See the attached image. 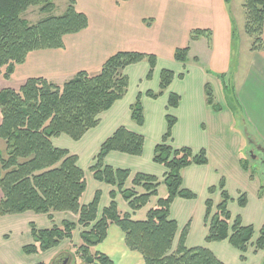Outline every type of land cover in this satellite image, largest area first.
<instances>
[{
    "label": "trees",
    "instance_id": "trees-1",
    "mask_svg": "<svg viewBox=\"0 0 264 264\" xmlns=\"http://www.w3.org/2000/svg\"><path fill=\"white\" fill-rule=\"evenodd\" d=\"M30 7H38L40 13L50 14L55 4L53 0H0V78L4 80L10 79L15 66L23 64L29 52L59 49L63 46L65 35L76 34L87 27V17L76 10L74 0H67L60 15L43 17L32 25L22 17ZM242 9L243 30L251 39L249 50L261 51L264 49V0H243ZM204 33L206 31L193 30L190 40H196ZM173 58L186 63L188 47L176 49ZM143 59L149 63L146 78L150 79L156 65L154 55L118 51L108 57L96 73L79 71L61 85L44 77H35L28 78L17 89L5 87L0 90V216L27 211L45 214L50 220L54 213L59 212L76 216V221L62 219L60 225L53 224L46 229H37L31 223L33 243L23 246L25 253L35 254L56 248L63 240H71L73 231L79 225L84 229L80 232L82 242L76 252L83 263L113 264L108 256L93 251V248L103 242L109 225L114 224L123 232L126 247L142 256V264H225L207 248H187V226L181 230L173 249L178 225L169 217L171 204L177 197H195L182 187L181 170L191 164L203 165L207 162L204 149L195 154L187 146L173 148L169 144L172 128L177 121L174 116L166 115V131L161 142L155 145L152 158L153 162L165 168L162 182L167 194L157 200L154 208L147 210L144 220H133L131 215L157 195L160 185L158 178L136 173L131 180L132 186L124 188L130 171L104 164L105 157L111 151L140 156L144 145L142 135L120 126L100 145L95 162L90 167L93 178L117 187L129 207V211H119L115 201L116 192L111 190V201L102 209L100 216L97 215L99 191L89 203L82 204L80 201L86 182L84 172L77 164L78 156L52 144V138L61 134L80 140L89 129L97 126L99 115L127 92L129 79L125 69ZM174 77L173 71L162 69L158 92L147 90L145 95L158 98ZM178 77L183 78V74L180 73ZM204 91L206 104L218 110L209 83L205 84ZM140 98L141 94L138 93L130 106L131 119L139 126L144 122ZM180 100L179 94L171 92L167 106L177 108ZM224 186L221 179L219 188L222 200L215 213H212L211 199L205 201L204 222L208 224L205 240H227L244 253L252 238L253 227L242 225L239 216L231 224L228 222L229 195ZM208 191L213 193L215 187H209ZM238 204L245 206L244 194L240 195ZM263 249L264 225L253 244L254 253ZM240 258L245 257L241 255Z\"/></svg>",
    "mask_w": 264,
    "mask_h": 264
},
{
    "label": "rangeland",
    "instance_id": "rangeland-1",
    "mask_svg": "<svg viewBox=\"0 0 264 264\" xmlns=\"http://www.w3.org/2000/svg\"><path fill=\"white\" fill-rule=\"evenodd\" d=\"M53 1L55 8L52 13L43 14L39 12L38 7H30L22 17L32 25L43 17L60 15L66 7L67 0ZM237 1L234 2L236 6ZM234 31L231 44L234 48V42L239 41L241 57L245 61L249 55L251 39L244 33V30L241 33ZM197 65L194 61L185 64L161 58L157 61L150 79L146 78L149 69L146 59L129 65L125 69V74L129 79L127 92L107 111L99 115L98 125L89 129L80 140H73L68 135L61 134L52 138V144L78 156L77 164L83 170L86 182V188L80 201L82 204L89 203L94 194L99 191L100 201L97 215L100 216L102 209L107 207L111 201L109 195L111 190L116 192L115 201L118 210L129 211L117 187L93 178L90 167L95 162L100 145L120 126L142 135L144 145L140 156L111 151L105 157L104 164L114 169L130 171L124 188L132 186L131 180L136 173L150 174L158 178L160 185L157 195L152 196L133 217V220H144L145 212L154 208L157 200L167 194L166 186L162 182L165 168L153 162L152 158L155 145L161 142L162 135L166 131V115L174 116L177 121L172 128L169 144L173 148L187 146L195 154L204 149L207 158V162L203 165L191 164L181 170L182 187L195 194V197L192 199L177 197L171 204L169 217L177 222L176 237L187 226L188 233L185 241L187 248H207L225 264H264V249L257 253L253 251V244L264 225V151L253 147L254 143L245 139V125L234 94L236 78L233 79L230 75L217 79L209 78L208 83L214 89V101L219 108L213 110L203 103V98H199L200 94L198 95L199 90L197 89L200 87L202 93L200 73L203 70L201 71V65L200 69ZM162 69L173 71L174 81L158 98L146 96L147 90L158 92L159 74ZM179 72L186 74L185 80L178 77ZM171 92H179L183 98L179 110L167 106L168 95ZM138 93L141 94L140 102L144 117L141 126L137 125L130 116V106L134 104ZM221 179L229 195L227 209L230 219L228 222L231 224L239 216L242 225L253 227L252 238L244 253L233 247L227 240L211 242L205 240L208 234V224L204 222L205 201L211 199L212 213H215L217 205L222 200L219 188ZM211 186L215 187L213 193L208 191ZM139 191L142 192V189ZM241 194L246 197L245 206L238 204ZM62 219L76 221L74 214L65 212L54 213L52 220L48 219L45 214L32 211L0 216V264H38L40 262L53 264V259L61 253L70 254L68 264H84L76 252L82 242L80 232L84 229L79 225L73 231L71 240H63L56 248L35 254H27L22 249L23 246L33 243L30 233L31 223L37 229H46L53 224L60 225ZM100 249L95 247L93 251ZM241 255L245 258L241 259Z\"/></svg>",
    "mask_w": 264,
    "mask_h": 264
},
{
    "label": "crops",
    "instance_id": "crops-1",
    "mask_svg": "<svg viewBox=\"0 0 264 264\" xmlns=\"http://www.w3.org/2000/svg\"><path fill=\"white\" fill-rule=\"evenodd\" d=\"M74 1L76 10L87 17V27L65 35L59 49L29 52L25 62L15 66L9 80L0 78L3 81L0 90L17 89L28 78L35 77L61 85L79 71L96 73L118 51L152 54L157 63L161 58L174 60L176 49L188 47L185 64L194 61L203 70L202 93L200 87L197 89L199 98L206 103L204 86L209 78L217 79L221 74L236 78L234 94L245 125V139L264 149V49L249 50L244 61L239 41L234 42L235 50L231 44L233 30L243 32V0H238L237 6L236 0ZM196 29L206 33L190 40L191 32ZM180 73L181 80H185L186 74ZM179 95L181 100L175 110L180 109L183 99ZM177 239L175 236L173 249ZM95 247L101 248L96 251L108 256L113 264L143 263L139 253L126 247L123 232L114 224L109 225L106 238Z\"/></svg>",
    "mask_w": 264,
    "mask_h": 264
},
{
    "label": "water",
    "instance_id": "water-1",
    "mask_svg": "<svg viewBox=\"0 0 264 264\" xmlns=\"http://www.w3.org/2000/svg\"><path fill=\"white\" fill-rule=\"evenodd\" d=\"M264 151V149H262ZM264 153V152H263ZM70 254L61 253L53 259V264H68L70 261Z\"/></svg>",
    "mask_w": 264,
    "mask_h": 264
},
{
    "label": "flooded vegetation",
    "instance_id": "flooded-vegetation-1",
    "mask_svg": "<svg viewBox=\"0 0 264 264\" xmlns=\"http://www.w3.org/2000/svg\"><path fill=\"white\" fill-rule=\"evenodd\" d=\"M255 146H253V147H255V148H257V149H260L261 151H262V149H261V146H259V145H257V144H254ZM263 152V151H262ZM252 152H250V154H251Z\"/></svg>",
    "mask_w": 264,
    "mask_h": 264
}]
</instances>
